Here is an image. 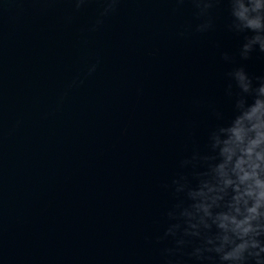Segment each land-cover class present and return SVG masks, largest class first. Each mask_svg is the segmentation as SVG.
Here are the masks:
<instances>
[{
	"label": "water",
	"instance_id": "water-1",
	"mask_svg": "<svg viewBox=\"0 0 264 264\" xmlns=\"http://www.w3.org/2000/svg\"><path fill=\"white\" fill-rule=\"evenodd\" d=\"M228 22L224 3L0 0V264H208L164 233L182 161L233 116L227 74L264 77Z\"/></svg>",
	"mask_w": 264,
	"mask_h": 264
},
{
	"label": "clouds",
	"instance_id": "clouds-1",
	"mask_svg": "<svg viewBox=\"0 0 264 264\" xmlns=\"http://www.w3.org/2000/svg\"><path fill=\"white\" fill-rule=\"evenodd\" d=\"M84 2L76 0L77 7ZM191 2L201 16L226 4L228 31L243 36L240 59L248 60L254 51L264 54V5L259 0H246L251 7L245 0ZM210 23L197 31H206ZM227 75L231 81L227 95L233 96V84L237 90L233 116L210 132L206 153L194 152L182 161V167L191 169L189 175L172 181L175 194L182 198L168 212L175 223L164 238L171 237L175 247L165 249L164 255H182L183 248L197 241L190 253L197 261L264 264V77L254 79L243 67Z\"/></svg>",
	"mask_w": 264,
	"mask_h": 264
}]
</instances>
